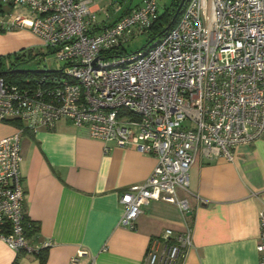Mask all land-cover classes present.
I'll list each match as a JSON object with an SVG mask.
<instances>
[{"label": "built area", "instance_id": "obj_1", "mask_svg": "<svg viewBox=\"0 0 264 264\" xmlns=\"http://www.w3.org/2000/svg\"><path fill=\"white\" fill-rule=\"evenodd\" d=\"M105 1L119 10V0ZM0 2L30 13L2 16L0 31H28L64 62L59 71L17 82L0 76V123L19 124L0 140V241L9 250L35 252L23 226V131L50 130L64 119L91 139L155 157L147 179L119 197L118 224L128 230L150 200L172 204L186 218L190 210L179 194L187 193L195 156L230 161L236 146L262 136L264 0H182L174 25L130 55L122 44L149 31L157 18L154 0L100 28L91 10L95 0ZM258 232L255 249L264 264V207ZM189 245L187 223L180 233L164 230L150 240L143 264H177Z\"/></svg>", "mask_w": 264, "mask_h": 264}, {"label": "crops", "instance_id": "obj_2", "mask_svg": "<svg viewBox=\"0 0 264 264\" xmlns=\"http://www.w3.org/2000/svg\"><path fill=\"white\" fill-rule=\"evenodd\" d=\"M140 4L130 7L128 0H119L116 12L94 2L91 10L103 13L104 27ZM35 42L39 45L25 30L0 38V44L20 48ZM15 127L1 122L0 140ZM19 154L23 223L30 226L25 238L35 252L15 253L0 241V264H68L77 252L76 264H143L151 239L164 230L180 233L185 223L190 245L178 264H258L264 132L250 144L236 146L230 161L196 155L188 170L187 193L179 194L189 215L182 218L174 205L150 200L141 207L134 230L119 226L118 200L147 179L155 157L91 139L85 128L64 119L50 130L23 131Z\"/></svg>", "mask_w": 264, "mask_h": 264}, {"label": "rangeland", "instance_id": "obj_3", "mask_svg": "<svg viewBox=\"0 0 264 264\" xmlns=\"http://www.w3.org/2000/svg\"><path fill=\"white\" fill-rule=\"evenodd\" d=\"M142 0H128L130 7L141 3ZM157 5V16H160L164 9L168 8L174 0H154ZM106 4L105 0H95V5L101 9ZM15 11L16 13L29 17L30 13L27 9L22 7L12 8L7 3L0 2V18L4 15H8ZM97 27H101V20L103 18V13L94 14ZM107 25V24H105ZM16 31V30H14ZM19 31V30H18ZM12 32V31H11ZM27 32V31H26ZM9 31H0V38L6 36ZM29 33V32H28ZM33 38H35L31 33H29ZM152 34L147 32L141 35H136L128 39L124 44H122V51L126 55L135 53L136 51L142 50L149 46L151 42ZM14 43L0 44V69L2 72H6L14 68L20 70L21 72H27L28 74H33V71H59L64 67V62L59 61L54 53L48 51L39 45L31 44L28 48L13 47ZM18 74V73H17ZM25 76L20 77L18 80L25 79Z\"/></svg>", "mask_w": 264, "mask_h": 264}, {"label": "trees", "instance_id": "obj_4", "mask_svg": "<svg viewBox=\"0 0 264 264\" xmlns=\"http://www.w3.org/2000/svg\"><path fill=\"white\" fill-rule=\"evenodd\" d=\"M179 1L180 0H174V2H172V4L168 8L164 9V12L160 16H157L156 21L151 25V27H150V29L148 31L149 33L152 34V38L150 39V41H152L155 38H158L165 31L169 30L174 25V23L176 21V17L174 18L173 21H171V19H172V16H173V14L175 12V9H176ZM0 66H1V63H0ZM13 69L14 68H11V70H13ZM14 70H16V69H14ZM49 72L51 73V71H47V72H43V73H49ZM53 72H55V71H53ZM39 74L40 73H38V74H36V73L28 74L27 72H21V71L18 72V74L15 73V72L8 73V71L2 72L1 69H0V76L6 82H17V80L20 77H22V76L31 78V77H37V76H39ZM11 123L13 125L19 126L18 123H15V122H11ZM23 226H24V235L26 236L27 235L26 231H27L28 228H30V226L29 225L25 226V224H23ZM18 253H20V252H18ZM12 264H16V263L13 262Z\"/></svg>", "mask_w": 264, "mask_h": 264}, {"label": "water", "instance_id": "obj_5", "mask_svg": "<svg viewBox=\"0 0 264 264\" xmlns=\"http://www.w3.org/2000/svg\"><path fill=\"white\" fill-rule=\"evenodd\" d=\"M181 5H182V0L179 1L178 5H177V7H176V9H175V12H174V14H173V16H172L171 21H173L174 18L177 16L178 11H179ZM11 72L18 73V72H20V70H14V69H13V70L8 71V73H11ZM43 72H47V71H33L32 73H36V74H38V73H43ZM189 213H190V212H189ZM189 213H187V215H189Z\"/></svg>", "mask_w": 264, "mask_h": 264}]
</instances>
